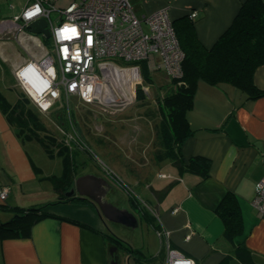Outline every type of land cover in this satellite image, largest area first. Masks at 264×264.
Masks as SVG:
<instances>
[{"label":"crops","instance_id":"obj_1","mask_svg":"<svg viewBox=\"0 0 264 264\" xmlns=\"http://www.w3.org/2000/svg\"><path fill=\"white\" fill-rule=\"evenodd\" d=\"M32 1L0 0V92L5 97L2 87L20 89L15 75L18 69L32 60L45 58L51 51L42 35L41 40L28 26L13 20ZM244 1L131 0V3L138 16L169 6L175 21L197 11V34L206 46H212L231 25ZM162 75L166 77L158 69L156 78ZM255 84L264 90V64L255 73ZM188 118L194 128H218L215 136L192 137L183 147L186 158L202 155L210 159L209 176L203 179L191 172L180 174L170 160L160 162L175 168L171 169L175 194L170 203L165 199L173 185L158 189L145 185L143 180L147 177L136 180L144 184L141 192H147L153 202L155 220L154 224L141 222L143 238L131 245L141 249L143 255L156 257L147 264H167L169 251L191 258L195 264L199 257L213 253L214 259L207 264H219L228 255L223 250L232 251L230 264H264V218L253 205L256 185L264 178V95L248 101L246 94L232 86L201 82ZM27 142L38 143L24 139L10 126L0 104V184L9 189L0 206L36 200L31 206L48 205L56 216L34 224L28 236L0 238V264H145L115 239V233L106 232L107 221L101 219L93 204L59 202L49 178L55 173L42 167L38 146L29 148ZM112 190L116 193L117 186L112 185ZM155 191L163 192V197L159 199ZM52 193L53 200L49 199ZM228 194L237 199L243 223L237 240L243 241L249 252L240 251L224 236L220 205ZM122 207L138 213L141 219L129 200ZM11 216L6 209H0V224Z\"/></svg>","mask_w":264,"mask_h":264},{"label":"trees","instance_id":"obj_2","mask_svg":"<svg viewBox=\"0 0 264 264\" xmlns=\"http://www.w3.org/2000/svg\"><path fill=\"white\" fill-rule=\"evenodd\" d=\"M196 22L197 18L193 19L190 15L174 21L184 53L182 74L179 78H170L168 82L159 84V93L155 97L154 105L146 100L145 87L154 81L152 72L158 68L150 63H140L145 98L136 100L141 104L139 106L143 107V114L136 120H139V125L154 129L153 151L156 162L168 159L178 168L180 174L191 172L205 179L210 173V159L202 155L186 158L183 147L192 137L206 139L215 136L218 128H194L188 113L194 106L195 95L201 82L213 86H232L246 94L248 101L264 95V90L255 84V73L264 64V0L242 2L231 25L212 46L203 43L197 34ZM44 42L48 47L51 46L50 39H44ZM17 93L16 103L11 104L0 92V104L10 126L24 139L37 141L49 157L62 160V174L49 176L54 190L59 195V202L79 201L74 196L66 197V193L75 187L81 166L85 167L89 160L82 158L94 157L95 154L90 143L81 134V123L76 112L68 110L66 105L62 108L59 105L53 107L57 108L58 114L51 118V121L63 133V136H59L46 125L32 100L21 89H18ZM126 118L127 122L134 123L132 119ZM126 121L122 123L126 124ZM125 124L119 123L115 127L111 125L110 132L114 136L123 135ZM155 193L159 199L164 195L163 192ZM128 200L137 209L143 221L154 224V210L149 208L136 192L129 194ZM2 208L12 213V216L0 224V238L28 236L34 224L46 217H56L48 205L0 206V209ZM220 211L225 221L226 239L238 246L240 251L249 252L245 243L237 240L243 229L237 199L228 194L220 205ZM111 235L114 233L111 232ZM114 237L137 260L147 264L156 259L155 256L143 255L141 249L115 235ZM231 260L232 256L228 254L219 264H230Z\"/></svg>","mask_w":264,"mask_h":264},{"label":"built area","instance_id":"obj_3","mask_svg":"<svg viewBox=\"0 0 264 264\" xmlns=\"http://www.w3.org/2000/svg\"><path fill=\"white\" fill-rule=\"evenodd\" d=\"M56 1L34 0L22 14L13 17L15 22H21L25 26L37 19L44 18L48 21L51 31V51L45 58L32 60L30 63L36 64L41 73L52 82L51 90L44 97L45 101H51V109L53 103L58 104L63 98L78 97L85 104L95 103L102 95L103 77L116 72L118 83L121 81L120 77L130 76L134 80L141 75L142 62L150 63L158 69L163 68L169 78L181 76L184 53L169 13V6L138 16L131 0H74L66 8H56L54 5ZM36 4L41 6L42 11L30 20H25L24 12ZM53 12L59 13L57 21L52 18ZM190 16L195 19L198 12L192 11ZM66 23L79 26L78 39L58 41L56 32ZM89 30L94 38L91 48L86 44ZM63 45L69 48L67 60L62 58L60 51ZM77 48L82 57L80 61L72 60V52ZM156 54L160 55L161 62H158ZM129 64L132 66H127ZM69 65L70 70L66 71ZM25 66L27 65L22 66L18 71ZM49 67L55 70L54 78L48 75ZM17 83L38 106L36 100L21 86L20 81L17 80ZM73 84L76 85L74 90L71 88ZM89 85H91L90 93ZM51 91H58L59 96L54 98ZM84 93H87L91 99H84ZM49 109L50 107L46 111ZM258 184L262 185L260 190H257ZM257 185L253 205L264 218V178ZM8 195V187L0 184L2 202L6 201ZM169 252L167 264H186L188 261L195 264L190 258L178 257L182 255L176 251Z\"/></svg>","mask_w":264,"mask_h":264},{"label":"rangeland","instance_id":"obj_4","mask_svg":"<svg viewBox=\"0 0 264 264\" xmlns=\"http://www.w3.org/2000/svg\"><path fill=\"white\" fill-rule=\"evenodd\" d=\"M74 0H58L55 5L57 8H66ZM52 18L54 21L59 19V13L53 12ZM41 40L42 37L38 36ZM54 47H52L53 49ZM158 62H161V57L156 54ZM118 69V68H117ZM120 70V67L119 69ZM159 70H164L163 68ZM158 69L152 72L154 81L147 85L145 88L146 100L151 103L155 101V97L159 93V84L167 82L170 78L166 75L165 78L157 76ZM164 72V71H163ZM7 75L6 71L3 73ZM163 74V73H162ZM137 76L134 80L129 76L127 78L120 77L118 83V76L112 73L110 76H105L101 80V98L93 104H85L78 97H71L70 99L63 98L60 103V108L66 107L68 110H74L76 116L80 121L81 134L90 143V147L95 154L92 156H85L82 158L88 160L86 166L80 168L78 175L83 176L86 174H103L112 185L117 186V192L114 194L113 200L110 202L116 203L122 207L128 202V195L134 194V190L137 195L145 201L147 206L154 210L153 202L149 200V194L142 190L144 184H140L137 181L143 180L148 185H152L155 188H173L172 191L168 192L166 197V203L172 201L173 195L175 194L174 178L171 174V169H175L173 166L168 164H160L156 162V156L153 151L154 141V129L145 128V126L139 125L136 120L141 114H143V107H140L136 100L144 99L143 96V82L137 81ZM2 92L6 95L9 102L14 104L17 100V91L15 89L2 87ZM149 94V95H148ZM58 104L53 103L52 109L48 111H42L36 104V108L39 110V114L46 123V125L56 132L59 136H63V133L59 128L51 121V118L58 114L57 108H54ZM141 105V104H140ZM154 105V103H153ZM148 115L146 114L145 117ZM126 117L133 120V124ZM126 121L125 123H122ZM125 124L123 135L117 134L114 136L110 129L112 126H118V124ZM135 126V127H134ZM139 126V129H137ZM72 133V131H71ZM118 136V137H116ZM34 144L38 146V157L42 167L48 171H53L56 175L62 173V160L60 158H51L46 153L39 143L27 142L29 148L33 147ZM88 146V145H87ZM139 147V148H138ZM89 148V146H88ZM142 150V151H141ZM144 150V151H143ZM135 154V155H134ZM166 165V166H165ZM168 165V166H167ZM170 166V167H169ZM164 175V177H160ZM137 180V181H136ZM170 189V190H171ZM54 194L49 199L53 200ZM2 202L0 197V203ZM17 201H12L8 204L9 207L19 205L22 207H30L37 203L36 200H27L25 204H16ZM138 215V213H137ZM138 217V216H137ZM140 226L136 228H128L121 224H114L107 221L108 234L115 233L120 240L130 243L134 246V243L139 242L140 238H143L142 230L144 222L138 218ZM136 245V244H135ZM225 254H231V250L221 251ZM219 256L215 258V261H219L225 256ZM213 253H206L196 260V264H207L210 260L214 259Z\"/></svg>","mask_w":264,"mask_h":264},{"label":"clouds","instance_id":"obj_5","mask_svg":"<svg viewBox=\"0 0 264 264\" xmlns=\"http://www.w3.org/2000/svg\"><path fill=\"white\" fill-rule=\"evenodd\" d=\"M71 10V9H70ZM42 11L41 6L39 4L34 5L30 9L26 10L24 12V18L25 20H30L32 17L36 16ZM58 41L68 40L71 41L73 39H78L80 36L79 32V26L75 24H64L60 29L56 32ZM94 42V38L91 34V31L89 30V34L87 35L86 44L87 47L91 48ZM62 58L67 60L69 56V48L67 45H63L60 49ZM87 55V53H85ZM82 59L80 55V50L77 48L72 52V60L74 61H80ZM91 59V57H89ZM70 65L65 70H70ZM48 75L51 77H55V70L52 67H49L47 69ZM16 78L18 81H20L21 86L25 89V91L28 93L30 97H32L36 102L38 103L39 108L42 111H46L49 107H51V101H45L44 97L47 92L51 90L52 82L50 79L45 77L39 67L36 64H28L21 70L17 71L15 73ZM141 77H142V71H141ZM142 81V80H141ZM76 87L75 84L71 86V88L74 90ZM21 89V88H20ZM88 92H91V85L88 86ZM51 95L54 98H57L59 96L58 91H51ZM84 99L90 100L91 97L84 93ZM262 185H257V190H260ZM191 259V258H190ZM186 264H193L192 261L186 262Z\"/></svg>","mask_w":264,"mask_h":264},{"label":"water","instance_id":"obj_6","mask_svg":"<svg viewBox=\"0 0 264 264\" xmlns=\"http://www.w3.org/2000/svg\"><path fill=\"white\" fill-rule=\"evenodd\" d=\"M173 21L175 20L173 19ZM27 26L31 32L42 35L44 39H50L51 31L46 19L34 20L28 23ZM29 63L30 62L25 65ZM141 80L142 77L139 75V81ZM111 190L112 184L104 177L95 174H86L76 179L75 187L66 193V197H71L78 193L79 201H85L86 198L91 200V202L95 204L96 210L104 222L119 223L129 228L138 227L139 219L134 212L126 207H119L108 201L107 193ZM178 257L188 258L185 256Z\"/></svg>","mask_w":264,"mask_h":264},{"label":"flooded vegetation","instance_id":"obj_7","mask_svg":"<svg viewBox=\"0 0 264 264\" xmlns=\"http://www.w3.org/2000/svg\"><path fill=\"white\" fill-rule=\"evenodd\" d=\"M98 176H101V177H104L105 178V176L101 173V174H99ZM111 184V183H110ZM114 192H113V190H111L110 192H108L107 193V199H108V201H111V200H113V198H114ZM74 197H76L77 199H78V193H76V194H74L73 195ZM79 202H84V203H90V204H93L94 206H95V204L94 203H92L91 202V200H89V199H85V201H79ZM112 203V202H111ZM114 205L116 204V203H113ZM116 206H118V205H116ZM96 207V206H95ZM120 207V206H119ZM107 229H108V226H107Z\"/></svg>","mask_w":264,"mask_h":264},{"label":"bare ground","instance_id":"obj_8","mask_svg":"<svg viewBox=\"0 0 264 264\" xmlns=\"http://www.w3.org/2000/svg\"><path fill=\"white\" fill-rule=\"evenodd\" d=\"M169 13L171 14V12L169 11ZM191 17V16H190ZM192 18V17H191ZM194 19V18H193ZM142 82H143V79H142Z\"/></svg>","mask_w":264,"mask_h":264}]
</instances>
